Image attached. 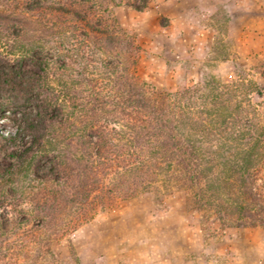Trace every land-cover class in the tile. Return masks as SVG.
Returning a JSON list of instances; mask_svg holds the SVG:
<instances>
[{"label": "trees", "instance_id": "obj_1", "mask_svg": "<svg viewBox=\"0 0 264 264\" xmlns=\"http://www.w3.org/2000/svg\"><path fill=\"white\" fill-rule=\"evenodd\" d=\"M53 1L32 3L28 23L0 27L9 31L0 34V114H21L15 133L0 131L8 160H0V227L23 219L20 251L51 245L161 181L223 224L264 226L257 106L233 110L231 85L215 78L175 91L151 85L135 69L139 46L108 5ZM33 26L50 43L37 45ZM0 242V264L21 254L9 256Z\"/></svg>", "mask_w": 264, "mask_h": 264}, {"label": "rangeland", "instance_id": "obj_2", "mask_svg": "<svg viewBox=\"0 0 264 264\" xmlns=\"http://www.w3.org/2000/svg\"><path fill=\"white\" fill-rule=\"evenodd\" d=\"M39 1H47L48 7L57 5L53 0H0V27L15 21L30 22L29 7ZM83 1L91 7L98 2L95 7L99 12L108 5L120 28L133 37L139 46L135 69L143 80L175 91L215 78L231 85L225 90V98L232 94L233 105L236 102L241 107L249 102L256 105L264 125V40L256 24L250 23L249 15L255 0H241L236 7V1L224 6L226 0H149L142 10L131 5L141 0H79V3ZM8 32L0 30L1 35ZM29 34L37 45L52 40V35L38 34L35 30ZM24 65L34 68L28 59ZM225 104L230 105L229 100ZM16 117L21 118V114L12 108L0 114V131L15 133ZM25 141L27 138L22 143ZM0 160L8 162L2 148ZM257 187L264 199V164L258 171ZM260 216L264 218V210H260ZM22 221L21 217H15L7 229L0 227V241L11 247L6 250L8 255L21 253L8 259V264H168L169 260L175 264H225L224 245H238L236 236L242 231L259 228L260 237L264 238L263 225L223 224L213 210L197 207L187 190L162 181L149 192L100 211L51 245L28 249V254L18 248L16 236ZM104 239L114 245H177L181 252L165 261L158 257L155 263L154 256L147 251L131 254L116 251L108 259L103 251H94V246L104 245Z\"/></svg>", "mask_w": 264, "mask_h": 264}, {"label": "crops", "instance_id": "obj_3", "mask_svg": "<svg viewBox=\"0 0 264 264\" xmlns=\"http://www.w3.org/2000/svg\"><path fill=\"white\" fill-rule=\"evenodd\" d=\"M234 1H236V3ZM232 2H234V6H238L241 0H231V2L226 0L224 6L229 7ZM249 15L251 18L250 23L253 22L256 24V29L263 33L260 37L264 40V0L253 1V3H251ZM242 232L243 234L236 236L237 238L235 237L238 245H224L225 264H261L259 263V260L264 261V238L260 237L261 233L259 228ZM140 234L141 233L138 230L137 236L139 237ZM130 239H132V237H130ZM103 242L104 245L94 246V251H103L105 255H107L105 258L108 259H111L116 251L120 252V254L122 252H129V254H131L132 251H137V253H145L147 251L154 256L153 261L155 263L158 257H160V261H165V259H173V257H177L178 253L181 252V249H178L177 245H114V243L108 241V239L107 241L104 239ZM189 247L194 248V246ZM160 249H162L161 253L158 252ZM104 253L101 254V257H104ZM95 257L98 258V256ZM99 259L100 257L98 260ZM170 262L171 261L169 260L168 264H170ZM171 263L175 264L173 262Z\"/></svg>", "mask_w": 264, "mask_h": 264}]
</instances>
